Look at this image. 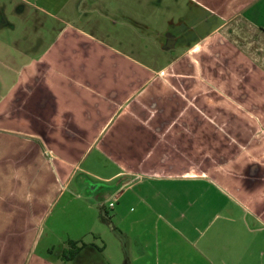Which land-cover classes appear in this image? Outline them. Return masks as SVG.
Returning <instances> with one entry per match:
<instances>
[{"label":"crops","instance_id":"obj_1","mask_svg":"<svg viewBox=\"0 0 264 264\" xmlns=\"http://www.w3.org/2000/svg\"><path fill=\"white\" fill-rule=\"evenodd\" d=\"M73 182L150 226L51 241ZM112 260L264 264V0H0V264Z\"/></svg>","mask_w":264,"mask_h":264},{"label":"rangeland","instance_id":"obj_2","mask_svg":"<svg viewBox=\"0 0 264 264\" xmlns=\"http://www.w3.org/2000/svg\"><path fill=\"white\" fill-rule=\"evenodd\" d=\"M135 189L136 187H133L128 190L118 202L114 203V208L108 206V201L110 199L104 201L107 211L111 216V221L114 227L117 228V230H112L107 224L101 222L98 217H94L92 214H88V216L84 218L77 217V213L85 209L87 203H89L87 200L88 191L87 189L83 190L79 188L77 182H73L68 190L64 192V195L58 199L56 206L54 208L52 207V210L45 221L44 225L47 229V233H50L48 237H51V241L54 239H58L59 241V238L65 235V231L75 234L78 227L84 223L83 225L85 227L88 226L89 228L97 230L96 232H101L100 236L102 237L103 242L107 245L108 253H115L119 246H121V242H124L126 232H130L131 230L134 231L136 226H150V222L147 225V221L146 224H141V222L136 221V215L138 212L142 211L143 207L140 203L135 201ZM78 196H80V198H77ZM96 206L93 205L92 207L96 209ZM134 236V233H132L131 236H129L130 240ZM89 237L91 238L90 233L87 234L85 238ZM47 239L48 238H46V240ZM53 243L58 244L57 242ZM116 254H118V252ZM111 264L116 263L112 260Z\"/></svg>","mask_w":264,"mask_h":264},{"label":"trees","instance_id":"obj_3","mask_svg":"<svg viewBox=\"0 0 264 264\" xmlns=\"http://www.w3.org/2000/svg\"><path fill=\"white\" fill-rule=\"evenodd\" d=\"M100 217L103 220L105 224H107L112 230L116 229L114 227L112 221H111V216L109 215L108 211L106 210L105 207L101 206L100 207ZM77 241H67V244L69 245V249H65L64 251V257L71 258L72 256L76 255L78 250L84 246V243L81 242L79 245L76 244Z\"/></svg>","mask_w":264,"mask_h":264},{"label":"built area","instance_id":"obj_4","mask_svg":"<svg viewBox=\"0 0 264 264\" xmlns=\"http://www.w3.org/2000/svg\"><path fill=\"white\" fill-rule=\"evenodd\" d=\"M110 205L112 206V203H110Z\"/></svg>","mask_w":264,"mask_h":264}]
</instances>
